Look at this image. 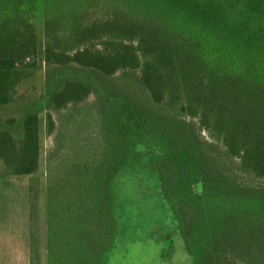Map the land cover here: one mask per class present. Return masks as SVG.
Listing matches in <instances>:
<instances>
[{"label": "trees", "instance_id": "16d2710c", "mask_svg": "<svg viewBox=\"0 0 264 264\" xmlns=\"http://www.w3.org/2000/svg\"><path fill=\"white\" fill-rule=\"evenodd\" d=\"M149 1L163 21L153 19L147 5L143 17L113 9L87 27L73 25L74 46H63L49 19L42 42L24 13L16 16L21 23L8 28V20L0 19V106L12 102L19 84L39 65L46 73L43 95L23 117L21 139L0 129L5 172L28 177L37 172L40 112H46L52 132L51 112L93 94L106 134L98 162L77 165V175L95 172L101 180L100 167L111 170L119 160L116 131L106 127V120L115 124L128 117L154 128L175 152L197 160L206 197L221 202L207 212L211 234L200 240L193 207L173 193L177 166H158L161 191L171 203L185 249H200L194 264L208 257L218 264H264V0ZM173 18L182 21L181 30L167 24ZM131 73L137 77L134 97L124 86ZM200 130L221 145L213 158L205 156L212 147ZM93 192L88 181L79 183L69 220L80 247H86L84 255L94 261L108 246V213L102 214Z\"/></svg>", "mask_w": 264, "mask_h": 264}, {"label": "rangeland", "instance_id": "374dc122", "mask_svg": "<svg viewBox=\"0 0 264 264\" xmlns=\"http://www.w3.org/2000/svg\"><path fill=\"white\" fill-rule=\"evenodd\" d=\"M145 5L149 7L150 1L144 4L143 0H0V19L8 20V28L12 23H21L16 16L24 13L27 25L41 42L44 21L49 19L63 46H74L73 25L87 27L106 19L113 9L143 17ZM151 5L147 12L151 11L153 19L163 21V14H156ZM170 21L167 24L173 29L181 30V20ZM45 75L41 64L22 80L12 102L0 106V129L7 130L16 141L21 139L24 115L43 95ZM129 76L133 78L124 86L133 90L127 96L134 97L137 77L133 73ZM114 82L116 86L122 83ZM98 105L91 94L58 113L51 112L52 132L48 130L46 112L38 114L40 156L34 175L7 174L0 157V264H194L200 256L199 248L188 252L184 247L171 203L161 191L158 166L164 162L177 166L173 171V193L193 207L195 233L200 240L211 234L212 222L207 212L219 208L221 202L206 197L207 185L197 160L175 152L156 129L128 117L123 121L119 118L115 124L106 120V127L116 131L114 149L119 160L111 170L100 167L101 180L95 172L85 177L83 172L76 174L77 165L83 168L100 158L106 131ZM198 133L212 147H207L208 159L214 157V150L221 151L220 143L205 131ZM230 168L234 166L227 169ZM96 180H100L99 191ZM81 181L89 182L98 207L103 208L102 214L108 213V246L94 261L93 256L84 255L86 247H80L69 220L75 210L71 202L77 197ZM197 181L203 190H196ZM91 251L88 249L87 253ZM207 260L204 264H218L215 257Z\"/></svg>", "mask_w": 264, "mask_h": 264}, {"label": "crops", "instance_id": "0c3cea01", "mask_svg": "<svg viewBox=\"0 0 264 264\" xmlns=\"http://www.w3.org/2000/svg\"><path fill=\"white\" fill-rule=\"evenodd\" d=\"M199 188L200 190H203V186L201 184H199Z\"/></svg>", "mask_w": 264, "mask_h": 264}]
</instances>
